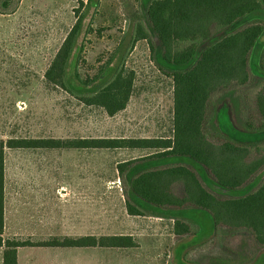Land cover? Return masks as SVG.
<instances>
[{"label": "rangeland", "instance_id": "1", "mask_svg": "<svg viewBox=\"0 0 264 264\" xmlns=\"http://www.w3.org/2000/svg\"><path fill=\"white\" fill-rule=\"evenodd\" d=\"M6 1L8 4L5 5L4 0H0V138L173 136V77L168 74V68L161 69L157 64L145 39L136 43L126 61L136 73L131 99L124 110L113 116L108 115L103 107L84 104L49 82L44 75L82 13L85 17L79 40L84 44L79 62L81 72L94 74L112 52L118 50L112 63L117 66L130 42L134 21L144 15L142 0H92L89 3L88 0ZM89 27L92 30L86 33ZM122 38L124 41L120 44ZM263 42L264 37L255 46L251 57L256 73H259L257 65ZM259 88L260 82L256 78L248 85L238 86L234 98H238L243 108V101L250 102ZM215 101L219 107L217 125L229 137L247 143L264 139V130L245 128L243 114L236 110L229 94H220ZM150 152L129 148L10 152L9 179L12 187L18 190L14 195L24 197L29 204L11 219L6 232L8 236L17 235L38 242L56 236L131 234L140 243L132 248L31 247L30 253L22 256V264H118L121 258L153 255L171 260V248L164 250L163 243L167 241L166 237L172 238L175 233L172 219L182 217L191 220V243H202L212 224L209 221L212 217L205 210L170 212L149 208L144 216L127 212L125 183L119 178L117 164ZM48 175L55 177V194L51 189L48 195L47 191L43 193L32 188V177L46 178ZM84 177L86 183L61 184L69 178ZM263 177L264 170L245 191L255 187ZM38 198H44V202L36 215ZM48 199L50 202L55 199L51 211L47 210ZM196 227L200 230L197 231ZM225 228L230 232L218 233L202 247L210 246L216 254L220 252L234 258L256 255L264 259V245L258 244L248 229ZM173 255L176 263L179 260L186 262V254L180 245L173 250Z\"/></svg>", "mask_w": 264, "mask_h": 264}, {"label": "trees", "instance_id": "2", "mask_svg": "<svg viewBox=\"0 0 264 264\" xmlns=\"http://www.w3.org/2000/svg\"><path fill=\"white\" fill-rule=\"evenodd\" d=\"M92 0H88L89 3ZM5 5L8 4L4 0ZM145 12L134 21L131 39L117 66L114 51L94 74L79 67L84 44V13L68 31L50 61L45 78L86 105L103 107L113 116L124 110L133 93L135 70L126 61L136 43L145 39L161 69L174 81V134L172 137L0 138V247L3 264H19L18 248L116 247L138 242L131 234L53 237L34 242L5 236L6 152L9 149H119L151 150L117 164L124 181L125 203L131 215L154 210H205L216 228L248 229L264 245V177L245 189L264 170V139L240 142L217 125L220 94H229L242 112L245 128L264 130V42L258 58L251 57L264 37V0H142ZM247 18L246 21H241ZM86 29V33L91 31ZM124 41L122 38L121 43ZM187 64H190L187 66ZM259 79L252 99L234 98L238 86ZM228 97V95L226 96ZM211 185L217 186L215 190ZM177 233L190 226L175 220ZM182 227V230L179 228Z\"/></svg>", "mask_w": 264, "mask_h": 264}, {"label": "crops", "instance_id": "3", "mask_svg": "<svg viewBox=\"0 0 264 264\" xmlns=\"http://www.w3.org/2000/svg\"><path fill=\"white\" fill-rule=\"evenodd\" d=\"M81 138H85V137H81ZM57 149L52 148V149H32V150H27V149H19V150H12L9 149L6 152V176H5V236H8L6 234V232L8 231V227L11 223V219H13V217H17L19 215V211L23 210L25 207H28L29 201L27 202L24 197L22 196H18V195H14L15 191H18L17 189L12 187V180L9 179V172H8V156L10 154V152H18V151H23V152H28L31 151L33 153H40V152H44V153H48V152H52V151H56ZM70 150V149H69ZM73 150V149H71ZM77 149L74 148V151H76ZM137 158V157H135ZM134 159V158H132ZM86 183V178H69V180L66 181V183H61L62 185H68V184H77L80 183L82 184ZM47 184V185H46ZM71 184V185H72ZM51 186V188H49L48 186ZM32 188H36V191H41V192H45L47 191V194H50V189L52 190V192L55 194V186H56V180L54 175H51L48 177H42V176H34L32 177V184H31ZM43 186V187H42ZM40 192V193H41ZM36 194V193H35ZM44 198H38L37 199V208H36V215L39 212V207L40 204L44 202L43 200ZM32 202V201H31ZM86 202V201H85ZM49 203V204H48ZM47 210L51 211L50 208L53 210L54 209V205H55V199H50L47 200ZM77 206V204L75 205ZM79 207L81 208V201L79 203ZM44 208V207H43ZM42 208V211H43ZM38 211V212H37ZM184 211V210H182ZM40 215V213H39ZM49 215V214H48ZM210 215V214H209ZM211 216V215H210ZM212 217V216H211ZM188 217H182V218H177L179 221L184 222L186 224H190L191 220L187 219ZM175 222V219H172ZM209 221H211V226L209 227V231H208V237L204 238L202 243H204V245L200 242V244H194L191 243L192 241V237L190 233H177L176 231V226L174 227V231L175 232L172 235V238H167V241L164 240L165 242L163 243V246H165L164 250H167L170 246L171 248V252L172 255H170L171 260L168 258H164L163 256H158V255H153L151 257H140V258H136V259H132L131 257H125V258H121L119 259V263L120 264H264V259L263 258H259L256 255H252L250 257L247 256H241L239 258H234L232 256H228L225 255L223 253L216 254L217 252H215V250H211L210 246L209 247H202V246H206L209 241L211 239H213L214 236H216L218 233L222 232V231H228L226 230V228L224 226H220L219 228H216V226L214 225L213 222V218L212 220L209 219ZM195 226V225H194ZM193 226V228H194ZM180 230H182V227L179 228ZM196 230L199 231L200 228L196 227ZM13 232H15L16 230L13 229ZM17 232V231H16ZM230 232V231H228ZM12 236V235H10ZM17 236V235H16ZM171 240V242H170ZM140 243L138 242V245ZM183 247L184 253L186 254L185 256V260L186 262H183L182 260H179L178 263L175 262L174 259V255H173V250L177 249L178 246ZM256 246H259L256 244ZM31 247H39V246H25V247H19L18 248V259H19V264H22V256L25 253H30L31 251ZM46 247V246H44ZM132 248V247H131ZM203 248V250H202ZM191 252L193 253V255L191 256ZM133 260V262H132ZM135 261V262H134ZM118 263V264H119ZM0 264H3V248L0 247ZM32 264H35L34 262Z\"/></svg>", "mask_w": 264, "mask_h": 264}]
</instances>
